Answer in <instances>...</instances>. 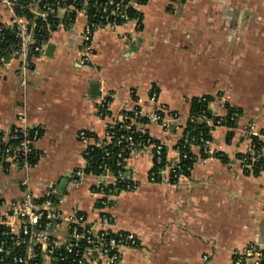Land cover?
<instances>
[{"label": "crops", "instance_id": "obj_1", "mask_svg": "<svg viewBox=\"0 0 264 264\" xmlns=\"http://www.w3.org/2000/svg\"><path fill=\"white\" fill-rule=\"evenodd\" d=\"M139 13V29L134 23L115 31L96 29L93 54L83 62L87 17L80 13L69 20L60 11L56 29L31 60L25 93L19 59L13 55L7 70L0 66V129L16 124L24 99L27 123L42 128L41 157L29 172L39 199L44 184H58L65 174L71 178L85 169L80 131L93 144L104 139L106 125L119 121L124 109L152 112V89L156 105L178 115L176 126L168 133L155 124L135 126L162 142L169 162L177 158L175 147L193 99L210 97L216 118L238 110L233 127L223 123L210 130V148L226 162L203 161L194 145L188 175L175 184L150 183L153 159L143 148L128 159L137 187L119 193L110 207L97 210L100 197L90 191L98 180L87 174L74 195L59 204L64 215L77 207L89 224L104 212L112 231L133 233L138 245L122 249L119 264H203L205 257L209 264H230L232 251L264 242V170L253 174L237 161L250 152L245 131L253 126L264 133V0H147ZM11 17L0 4V25L8 28ZM108 96V115L101 118L97 109ZM23 178V172L0 167V203L23 197ZM2 212L0 205V217ZM67 232L63 224L55 235L63 238Z\"/></svg>", "mask_w": 264, "mask_h": 264}, {"label": "built area", "instance_id": "obj_2", "mask_svg": "<svg viewBox=\"0 0 264 264\" xmlns=\"http://www.w3.org/2000/svg\"><path fill=\"white\" fill-rule=\"evenodd\" d=\"M146 1L37 0L31 11L38 19L56 17L60 11L65 12L69 20L77 14H84L87 17V24L81 39L80 58L87 62L94 51V31L96 29L115 31L128 23H134L139 29L141 25L139 8ZM0 4L12 15L9 27L14 30L18 40V49L12 55L7 57L0 55V66L7 70L13 55L19 59L20 86L25 93L31 60L40 54L47 41L36 40L35 25L16 13V0H0ZM110 100L111 96H108L100 102L97 109L99 117H107ZM149 100L154 105L152 112L144 115L138 106L124 109L119 121L106 125L102 141L89 144L90 136L80 131L78 141L83 146L85 169L72 173L63 193H59L56 183L44 184L39 199L34 196L29 172L41 157L37 143L42 128L27 123L26 105L24 99L22 100L16 113V124L7 131L0 129V167L24 173L20 183L23 197L0 203L3 207L0 217V264H119L121 250L138 245L136 236L127 231H112L109 228L112 219L104 212L90 224L77 207L70 215H64L59 208L63 197L73 196L87 174L98 180L93 183L90 191V195L100 197L97 200V210L107 209L114 203L119 193L129 192L137 187L128 170V159L143 148L150 149L153 159V168L148 177L150 183H177L182 176V162L192 158L190 151L194 145L201 148L203 161L221 156L220 153L212 152L210 137H205L203 133L199 134L196 141H192L186 125L175 147L177 158L174 162H169L162 142L155 141L145 131L138 130L135 125L155 124L168 133L176 126L178 115L164 106L156 105V90L152 89ZM238 116L235 111L229 114L227 119L236 122ZM197 120L212 130L222 125L223 119L213 121L190 115L187 123ZM245 134L251 140L250 152L238 157L237 161L242 170L248 172L252 171L256 160L252 139L264 142V134L256 133L253 126L249 127ZM96 147L102 150L101 159L96 166V172H87L92 162L88 157L89 152ZM113 148H116L114 152ZM109 157H113L112 164L107 162ZM99 179H104L105 182H100ZM63 224L67 225L68 234L63 238L57 237L55 233ZM231 256L230 264H261L264 260V242L249 243L240 250L232 251ZM203 264H209L207 257L204 258Z\"/></svg>", "mask_w": 264, "mask_h": 264}, {"label": "trees", "instance_id": "obj_3", "mask_svg": "<svg viewBox=\"0 0 264 264\" xmlns=\"http://www.w3.org/2000/svg\"><path fill=\"white\" fill-rule=\"evenodd\" d=\"M36 1L37 0H16L15 11L20 17L26 19L27 22L31 24L33 23L35 25L34 36L36 40L38 42H46L49 38L50 32L56 29L58 23L55 16H47L45 19L35 18L31 10L33 9V7H35ZM0 39L2 40V42L0 43V55L7 57L12 55L18 49V40L15 37L14 30L12 28H6L0 25ZM29 67H31V63ZM202 99H204L205 101H202ZM211 101L212 99L210 97H201L199 99H193L190 103V115L194 117H203L206 119L208 118L212 119L213 121H216L219 118L214 117L211 112V109L209 107ZM235 111L240 114L238 110L232 109L229 110V114ZM221 123H224L228 127H233L235 125V122H230L227 117L226 119H223ZM187 130H189L192 141H196L200 133H203L205 137H210L209 128H207L204 123L198 120L195 122H188ZM252 142L253 145H255L256 155V160L253 164L252 172L253 174H258L259 172L264 170V157L262 151L264 148V142L261 140H257L256 138H253ZM115 150L116 148H113V152ZM101 156L102 150L99 147H96L91 152H89L88 157L92 159V162L90 167L86 170L87 172H96V166L99 163ZM218 158L222 159L224 162L227 161L224 155H221ZM107 162L112 164L113 157H109L107 159ZM248 162L250 163V161ZM193 163V157L191 159L183 161L181 175H188ZM261 264H264V260L261 262Z\"/></svg>", "mask_w": 264, "mask_h": 264}, {"label": "water", "instance_id": "obj_4", "mask_svg": "<svg viewBox=\"0 0 264 264\" xmlns=\"http://www.w3.org/2000/svg\"><path fill=\"white\" fill-rule=\"evenodd\" d=\"M52 49H53V45L48 44L47 45V51H52ZM69 178H70V173H67L59 180V183H58V191H59V193H63L64 192Z\"/></svg>", "mask_w": 264, "mask_h": 264}]
</instances>
